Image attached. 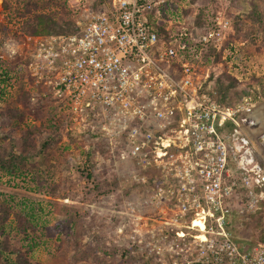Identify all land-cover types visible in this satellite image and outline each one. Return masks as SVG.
Segmentation results:
<instances>
[{
  "label": "built area",
  "instance_id": "built-area-1",
  "mask_svg": "<svg viewBox=\"0 0 264 264\" xmlns=\"http://www.w3.org/2000/svg\"><path fill=\"white\" fill-rule=\"evenodd\" d=\"M59 1L79 32L8 41L0 60L27 61L68 130L105 141L107 167L131 191L122 213L133 243L162 264H264V240L241 244L231 230L235 214L254 215L264 201L255 117L264 93L253 85L225 105L204 60L211 48L242 82L232 19L217 13L197 25V13H184L191 0H102L96 9L98 0Z\"/></svg>",
  "mask_w": 264,
  "mask_h": 264
},
{
  "label": "trees",
  "instance_id": "trees-1",
  "mask_svg": "<svg viewBox=\"0 0 264 264\" xmlns=\"http://www.w3.org/2000/svg\"><path fill=\"white\" fill-rule=\"evenodd\" d=\"M17 1V6L21 8H17V15L21 19L14 28L11 25L3 26V37L0 42L20 41L25 35L50 36L79 32V28L74 22L75 13L67 4L59 0ZM102 3V0H98L90 8L96 9ZM10 9L11 3L3 0L1 11L7 12ZM193 12L192 8L184 11L186 15ZM204 12L203 7L198 10L197 25H203L207 19ZM227 16L232 19L234 28V34L230 35L229 39L230 41L237 40L235 32L240 31L239 19L234 22L231 13ZM257 16V12H252L251 18L256 19ZM214 54L213 50L209 48L204 60L208 63L212 57H216V62L220 60L221 55ZM13 76H15L16 81L17 79L19 82L26 81L27 87L20 85V92L14 100L11 98L4 102L0 100V182L5 177L21 178L26 181L30 176L31 182H34L33 179H36V176L37 178L40 177L41 180H46L54 174L63 177L64 169L69 170L72 165L77 174L92 185V188L87 189L83 196L86 200L93 201L105 198L122 187L120 179L114 171L111 170L113 174L111 179H100L96 173L98 165L96 155L97 152L105 153V141L102 138L96 140L98 135H81L79 137L78 134L68 130L69 118L65 109L52 98L49 92L35 85L33 77L27 71V61H22L19 58L8 62L0 60V81L8 83L13 79ZM216 88L219 100L227 106L240 103L248 94L245 84L227 74H223L216 80ZM261 93L263 94L264 91ZM27 121L34 122L29 124ZM15 131L20 133L18 138L13 137ZM65 136L68 137L69 142L67 144H64ZM59 147H62V152L65 151L66 153L64 159L63 156L58 157L56 155ZM71 148L77 154L74 161L71 159V156L74 155L73 152H70ZM77 161L80 163L77 164ZM108 169L110 168L108 167ZM121 169H124V166H121ZM44 177L45 179H43ZM37 180L36 182H38ZM124 193L125 197L131 196L129 189H126ZM60 196L64 199L70 195L65 189ZM76 196L79 198L80 194H73L72 198H77ZM14 200V197L10 195L9 199L6 200L7 204L5 200L0 202V264H30L29 257L41 245V241L34 236L38 223L35 222V217L32 215L30 221H26L24 216L16 211L14 219L20 227L15 233H12L13 224L10 221V214ZM71 220L76 224L78 223L76 215L72 216ZM23 223L26 224L25 227L22 226ZM78 224L82 225V222L79 221ZM110 227L113 228L111 225ZM28 228H31L32 231ZM79 228L83 232H87L86 230L92 226L86 224V226L82 225ZM102 230L100 229L99 233ZM41 233L48 236L45 226L41 228ZM20 234L22 237H19ZM77 235L72 234L71 239L67 238V235L62 237L66 238L67 243L71 240L75 244L74 248L79 250L80 243L78 244ZM44 243L48 246L50 255H56V252L61 248L60 244L56 243L52 237H48ZM112 246L107 251H104L100 245L93 249L91 247L89 252H91L92 258L96 262L99 260L101 264H105V262L108 264H113V262L116 264H136L135 258L130 255L127 248L119 245ZM116 251L121 256L117 257ZM84 258H86V253L83 250L74 252L71 263H79L81 260H85ZM140 260L137 261L139 264ZM141 264H148V262Z\"/></svg>",
  "mask_w": 264,
  "mask_h": 264
},
{
  "label": "rangeland",
  "instance_id": "rangeland-1",
  "mask_svg": "<svg viewBox=\"0 0 264 264\" xmlns=\"http://www.w3.org/2000/svg\"><path fill=\"white\" fill-rule=\"evenodd\" d=\"M7 1L11 3V9L6 12V16L4 13L5 24L0 25V40L3 37V26L8 27L11 25L14 28L21 19L17 15V8H20L17 6L18 1ZM191 2L194 5V12L191 13V18L194 17L192 16L194 13H197L203 7L205 17L208 20L213 19L217 13L225 14L226 16L231 13L234 22L239 19L240 31L235 32L237 40L235 39L231 42L239 49V63L242 67L239 71L242 78L240 83L245 84L247 87L255 85L257 93L264 91V0H191ZM254 11L258 14L256 19L251 18V14ZM4 43L0 42V48ZM215 58L212 57L209 62V64H212V77L218 75L219 78L223 74L235 77L233 76V74L237 73L235 70L231 72L233 74L229 73L225 63L220 66L222 59L220 58L216 62ZM8 61L5 60V62ZM20 85L27 87V82H19L18 79L16 81L15 76L8 83L0 81V100L3 102L10 98L14 100L20 92ZM259 105L264 109V95L259 100L257 107ZM27 122L30 124L34 121ZM36 125H38V122H36ZM67 127H69V124ZM19 136L20 133L18 131L13 133V137L18 138ZM68 142V137L65 136L64 144ZM70 152L74 154L71 156L72 161H74L77 154L73 148H71ZM56 155L58 157L61 155L64 159L66 153L65 151L62 152V147H59ZM100 156L101 159L98 161L96 173L100 179H111L113 174L106 165V154L102 153ZM79 163L80 161H77V164ZM62 174L64 175L63 177L54 174L51 176L52 178L50 177L46 180H41L40 177L37 178L36 176L38 182H36V179L31 182L30 176H28L29 178L26 181L21 178L5 177L0 182V202L5 200L7 204L6 200L9 199L10 195L15 199L10 214V221L13 224L12 233H15L18 230L17 228L20 227L14 219L16 211L20 212L26 221H30V216L32 215L35 217V222L37 221L38 223L36 232L33 233L41 241V245L29 257L30 264H73V262L71 263L72 255L80 250L86 253V258L75 264H101L99 260L96 262L92 258L91 252H89L91 247L93 249L99 245L104 251H107L109 247H113L112 245L124 246L128 249L130 255L135 258L136 264H139L137 262L138 259H141L140 264L144 262L162 264L150 250L140 251L137 243H133V240L136 239L135 233L131 232L130 228H124L123 226L129 225V217L127 218L122 213L125 204L122 198L125 197L126 188L120 187L105 198L93 201L86 200L83 196L87 189L92 188V185L82 179L72 165L69 170L64 169ZM65 189L70 196L63 199L60 195ZM83 189H86V191H83ZM73 194H80V196L79 198L77 196V198H72ZM75 215L78 223L79 221L82 222L83 226L90 224L92 228L87 229V232H83L79 228L82 225L76 224V222L71 220V217ZM130 219L133 220V218ZM24 225L26 224L23 223L22 226ZM33 225H35L34 222ZM110 225L113 227L112 229ZM43 226H45L48 236L41 233ZM121 228L123 231H121ZM28 229L32 231L31 228ZM100 229H103L101 233H99ZM231 230L235 241L238 243L255 246L262 242L264 240V201H262L257 213L254 215L248 213L239 216L235 214L234 218H232ZM21 234L19 237H22ZM72 234H78L79 250L74 248L75 244L70 240ZM62 236L70 238V242L67 243L66 238ZM48 237H52L61 246L56 255H50L48 252L49 248L44 243ZM116 253L117 257L121 256L118 251ZM105 264L108 263L105 262ZM113 264L116 263L113 262ZM166 264L168 263L166 262Z\"/></svg>",
  "mask_w": 264,
  "mask_h": 264
},
{
  "label": "bare ground",
  "instance_id": "bare-ground-1",
  "mask_svg": "<svg viewBox=\"0 0 264 264\" xmlns=\"http://www.w3.org/2000/svg\"><path fill=\"white\" fill-rule=\"evenodd\" d=\"M256 110V112H255V117H256V120H257V122L258 123H260L261 124V129H263L264 130V109L261 107V105H259L258 107H257V109H255ZM263 110V111H262ZM260 130H258L257 132H259Z\"/></svg>",
  "mask_w": 264,
  "mask_h": 264
},
{
  "label": "crops",
  "instance_id": "crops-1",
  "mask_svg": "<svg viewBox=\"0 0 264 264\" xmlns=\"http://www.w3.org/2000/svg\"><path fill=\"white\" fill-rule=\"evenodd\" d=\"M264 115V114H263ZM263 159H264V153H262Z\"/></svg>",
  "mask_w": 264,
  "mask_h": 264
}]
</instances>
